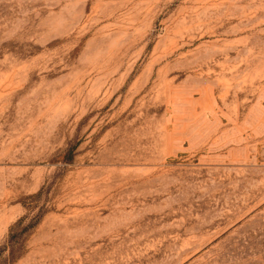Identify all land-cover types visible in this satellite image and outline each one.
I'll return each mask as SVG.
<instances>
[{
  "label": "rangeland",
  "instance_id": "obj_1",
  "mask_svg": "<svg viewBox=\"0 0 264 264\" xmlns=\"http://www.w3.org/2000/svg\"><path fill=\"white\" fill-rule=\"evenodd\" d=\"M0 264H264V0H0Z\"/></svg>",
  "mask_w": 264,
  "mask_h": 264
},
{
  "label": "trees",
  "instance_id": "obj_2",
  "mask_svg": "<svg viewBox=\"0 0 264 264\" xmlns=\"http://www.w3.org/2000/svg\"><path fill=\"white\" fill-rule=\"evenodd\" d=\"M68 151L71 153L73 151V148H70ZM38 220L39 218L36 217L29 224H24L25 219L21 218L11 228L9 239L7 240V243L4 247L8 251V255L6 259H4L6 263L13 262L18 257V254L22 253L20 251L24 246L25 234L36 225Z\"/></svg>",
  "mask_w": 264,
  "mask_h": 264
}]
</instances>
